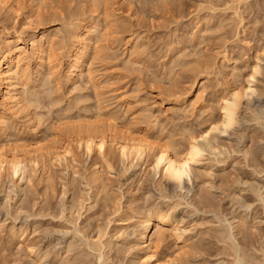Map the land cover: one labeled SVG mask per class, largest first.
I'll return each mask as SVG.
<instances>
[{
  "label": "rangeland",
  "instance_id": "374dc122",
  "mask_svg": "<svg viewBox=\"0 0 264 264\" xmlns=\"http://www.w3.org/2000/svg\"><path fill=\"white\" fill-rule=\"evenodd\" d=\"M10 1L19 14L0 9V44L7 35L21 36L33 11V26L53 37L58 56L74 41L73 17L90 9L101 14L106 6L110 20L89 61L91 82L85 76L65 81L64 60L52 77L47 63L23 77L25 112L0 119L5 147L33 148L64 139L71 129L112 123L119 132L182 145L219 120V96L244 83L255 63L260 71L254 92L241 100L237 123L199 141L212 148L204 147L202 162L179 183L152 170L150 152L134 166L114 149L103 159L77 152L76 162L60 165L44 157L47 170L29 171L24 179L4 174L0 264H167L176 253L174 264L262 261L264 0ZM192 86L197 98L186 105L182 97ZM150 207L171 210L173 224L153 257L143 259L138 222ZM171 230L182 234L184 248Z\"/></svg>",
  "mask_w": 264,
  "mask_h": 264
},
{
  "label": "bare ground",
  "instance_id": "6f19581e",
  "mask_svg": "<svg viewBox=\"0 0 264 264\" xmlns=\"http://www.w3.org/2000/svg\"><path fill=\"white\" fill-rule=\"evenodd\" d=\"M95 5L97 6L96 3ZM0 9L14 16L19 14V9L10 0H0ZM103 9L104 12H100L101 14L96 13V9H90L82 15H78L79 17L76 16L71 19V28L69 32L71 33L70 35L74 37V41L72 40V43L62 56H58L57 53H55L56 48L54 49L55 41L53 37L44 32H38L33 26V11L27 12V27L22 28L20 32L21 36L19 34L13 37L7 35L0 44V119L2 121L5 120L6 115H14L20 111L25 112L26 106L24 107V100L26 101V99L22 98L24 90L20 87L24 83L23 77L32 72L38 73L46 63L49 68V74L52 77L54 75L53 68H57L62 60H64L66 64L64 78L67 82L70 81L75 83L77 79L84 76L85 80L88 78V82H91L93 78H95L89 67V61L95 55H98L96 43L101 37L105 36L106 33L104 31L101 32V29H104V27L106 28L110 20L109 13L106 12V6ZM27 46L30 47L29 53H27L26 50ZM29 58L32 59L33 67H31L28 61ZM259 71V66L255 63L250 68V72L244 83L234 84L235 86L229 89L227 88V93L218 97L219 120L210 123L198 136H194L191 133L189 136L186 135L188 138L186 137L187 140L185 143H182V145L181 143L177 144L175 142H170L169 144L159 143L151 139V137L144 132H119L114 129L115 124L113 125V123L104 129H100L99 126V128L97 126H88L84 129H71L72 131L69 130L71 134L66 133L67 135L65 137L63 136L64 139L60 140L62 137H60L59 140L54 138L55 140H52L50 144L44 145H38L36 143L33 148L21 149L18 146H14L12 143V145L8 144L6 147L0 144V179L4 174L6 175V173L11 177L17 176L24 179L29 171L37 173L40 167L46 171V159H52L53 162H56L58 165L69 160H71V162H76V157L78 156H76L77 152L88 156V158L91 157L93 153H98L103 159L108 151L110 152V150L114 149L122 159L130 162L135 161L134 166H136V163L137 165L141 162L143 163V161L146 160L147 154H149L148 152H150L152 170L162 174L164 178L175 181L172 175V169H179L180 165L187 160L188 153L194 146V141L196 142L195 146L203 153L204 147L212 148V146H210L209 143L208 145L207 143L204 145L199 142L200 137L203 136L205 140L207 139V135L213 131H226L227 128L224 127L228 122L225 112L226 109L233 121L231 125L235 122L237 123V121H235V119H237L235 116H237L236 112L241 104V100L247 94L250 95V92H254V85L252 84ZM199 82L200 81L197 80L196 84ZM249 88H251L252 91H249ZM193 89L194 87L192 86L190 91L185 93L182 97V103L187 105L188 103L196 101L197 95L194 96ZM25 115L28 116V114ZM109 123H111L110 120ZM161 155L164 156V160L159 165V168H157V161L160 159ZM203 156V154L199 156L192 164L200 163ZM44 157L47 158L45 159ZM192 164L189 165V173L193 168ZM97 172V167H95L93 173L97 174ZM96 174L92 181L95 184L99 182V175ZM179 182L181 181H178V183ZM95 184L94 186H96ZM171 216L172 211L169 209L150 207L146 210L145 214L139 218V235L145 248L143 259L153 257L157 241H161L163 238V230L168 229L167 227L169 225V229H171L173 224ZM173 230H171V232ZM172 235L181 243L180 249L187 245L180 232L177 230L173 231ZM100 245L102 246L103 244L100 243ZM181 253H183V251H181ZM176 254L178 256V253ZM177 256L176 258L174 257L168 260L166 263H177L179 259ZM156 261L157 264H161L158 260ZM257 264H264V259L262 261L260 260L259 263L257 262Z\"/></svg>",
  "mask_w": 264,
  "mask_h": 264
},
{
  "label": "snow or ice",
  "instance_id": "6c2138e0",
  "mask_svg": "<svg viewBox=\"0 0 264 264\" xmlns=\"http://www.w3.org/2000/svg\"><path fill=\"white\" fill-rule=\"evenodd\" d=\"M249 91H252V89L249 88ZM237 95H239V94H237ZM233 107H234V105H233ZM225 112H226L228 122L224 125V127L228 128L231 126L233 121H232L231 115L228 114L227 109L225 110ZM203 139H204L203 136L200 137V140H203ZM195 144H196V142L194 141L193 142L194 146H193L192 150L188 153L187 160L183 164L180 165L179 169H176V168L172 169V175H173V178L175 180L183 181V179L185 177H188L189 176V165L194 163L196 161V159L203 154L200 151V149L195 146ZM163 160H164V156L161 155L160 159L157 161V168H159V165L161 164V162H163Z\"/></svg>",
  "mask_w": 264,
  "mask_h": 264
}]
</instances>
